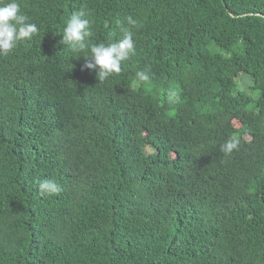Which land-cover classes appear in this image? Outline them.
<instances>
[{
	"label": "trees",
	"instance_id": "trees-1",
	"mask_svg": "<svg viewBox=\"0 0 264 264\" xmlns=\"http://www.w3.org/2000/svg\"><path fill=\"white\" fill-rule=\"evenodd\" d=\"M19 2L39 32L0 56V264H264V0ZM81 9L92 44L133 32L103 82L62 41Z\"/></svg>",
	"mask_w": 264,
	"mask_h": 264
},
{
	"label": "clouds",
	"instance_id": "clouds-1",
	"mask_svg": "<svg viewBox=\"0 0 264 264\" xmlns=\"http://www.w3.org/2000/svg\"><path fill=\"white\" fill-rule=\"evenodd\" d=\"M93 21L90 13L81 9L74 11L68 17L66 26L63 29L62 41L67 45L73 57L79 58L83 55L86 59L82 70H95L99 82L105 81L113 73L121 72V64L136 54L135 41L131 28L122 21H117L122 37L109 43L92 44L89 38L93 35ZM127 24L135 26L137 21L131 16L127 17ZM39 32L35 22L21 10L19 0H0V56H8L16 47L18 42L31 40ZM137 82L150 80L149 70L136 72ZM239 141L232 138L225 142L222 150L231 153L238 148ZM38 187L42 194H58L61 191L60 185L50 179L38 181Z\"/></svg>",
	"mask_w": 264,
	"mask_h": 264
},
{
	"label": "rangeland",
	"instance_id": "rangeland-1",
	"mask_svg": "<svg viewBox=\"0 0 264 264\" xmlns=\"http://www.w3.org/2000/svg\"><path fill=\"white\" fill-rule=\"evenodd\" d=\"M243 76H244V75H243ZM244 77H245L246 82H245V84L241 83L240 85H241L245 90H249L248 87H249V84H250V82H251V79H250V77L247 76V75H245Z\"/></svg>",
	"mask_w": 264,
	"mask_h": 264
}]
</instances>
